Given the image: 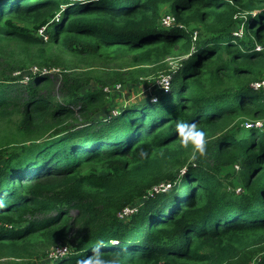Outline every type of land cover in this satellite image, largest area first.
Returning a JSON list of instances; mask_svg holds the SVG:
<instances>
[{
	"label": "trees",
	"instance_id": "16d2710c",
	"mask_svg": "<svg viewBox=\"0 0 264 264\" xmlns=\"http://www.w3.org/2000/svg\"><path fill=\"white\" fill-rule=\"evenodd\" d=\"M262 79L264 0H0L2 264H264Z\"/></svg>",
	"mask_w": 264,
	"mask_h": 264
},
{
	"label": "rangeland",
	"instance_id": "374dc122",
	"mask_svg": "<svg viewBox=\"0 0 264 264\" xmlns=\"http://www.w3.org/2000/svg\"><path fill=\"white\" fill-rule=\"evenodd\" d=\"M168 15H170V14H168ZM161 28H163L165 30H168V29L171 28V26L161 25ZM41 30H42L41 34L45 35L47 37L48 34H46V28L45 29L42 28ZM5 50L2 51L3 54L5 53ZM67 57L69 59V62H71V65L70 66H66L64 69H66L68 71H73L75 73H82L86 69H87L86 71L91 70V71H89V74H88V76H89L88 79H89V82H90V85L89 84L88 85L92 86V87L95 86V85H98L100 83L99 79H96L100 75H102V78L108 79V76L105 74L104 71L112 72L115 69L125 71V70H128L130 68H132V69L135 68L134 66H131L129 63H125V61L122 60V59L109 60V59H106V57H102V56H98V55L90 56L86 60H83V59L78 58V57L70 56V55H67ZM178 61L179 60L174 62L173 65L177 66ZM89 68H91V69H89ZM154 68L155 67H151V69L149 71H147V72L143 73L142 75H140L139 78L141 80L142 79H146V80H149V81H152L153 79H155L154 83L158 87L157 90L159 92L160 91L159 88H162V87L166 88V87H164L165 84L163 82L164 79H162V77L163 76L166 77L168 75L165 74V73H161L160 76H157L160 73L159 71L162 70L163 68H158V69H154ZM60 69H62V68H60V67L54 68V70H60ZM128 76H130V75H128ZM128 81H131V80L129 79ZM131 82L133 83V81H131ZM154 83H153L152 86H155ZM107 85L105 87V90H107V92H109L110 97H113V99H115L116 97L121 99V100L124 99L123 101L127 102V98L130 97V95H128V92H127L128 91V85L130 86V82H127L126 86H124L123 83H121V84L117 83V84H113V85L107 84ZM107 105H106V108H107ZM111 108L113 109L114 107L111 106ZM112 112H116V110H113ZM104 113H106V112H104ZM260 121H264V119H260ZM5 125H6V122L3 123V126H5ZM1 143H3V142H0V144ZM184 170H185L184 168H181L180 169V173L184 174ZM226 181L229 182L228 179ZM234 186L236 187L237 190H240V189L242 190L244 185H243L242 182H236L234 184ZM154 188H158V185L155 186ZM51 250H52V248L46 253V256L42 258L43 261H47V260H49V258L52 259L53 257H56L57 254H64V253L68 252V251H65L63 253H58V252H56L57 249L52 250V251ZM36 252H38V251H35L34 253H36ZM6 259H7L6 256H0V264H2Z\"/></svg>",
	"mask_w": 264,
	"mask_h": 264
},
{
	"label": "built area",
	"instance_id": "2783aa9c",
	"mask_svg": "<svg viewBox=\"0 0 264 264\" xmlns=\"http://www.w3.org/2000/svg\"><path fill=\"white\" fill-rule=\"evenodd\" d=\"M173 19H174L173 16L168 15V16H166V18H165V22H166V23H171ZM40 31L42 32V30H40ZM258 48H259V47H258ZM162 79H164V80H163V82H164V84H165L164 87H168V86H169V77L166 76V77H163ZM252 85H253L255 88H259V87H263V88H264V79H262V80H258V81H255V82L252 83ZM256 124H258V125H262L263 123H262V121H260V119H259V120L256 121ZM130 211H131V208H129V207L124 208V213H128V212H130ZM65 251H66V247H63V248H61V249H57V250H56V252H58V253H63V252H65Z\"/></svg>",
	"mask_w": 264,
	"mask_h": 264
}]
</instances>
